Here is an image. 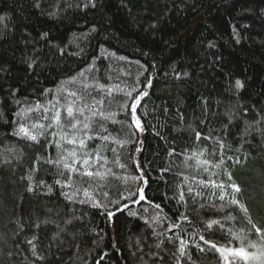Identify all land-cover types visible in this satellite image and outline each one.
Segmentation results:
<instances>
[{
    "label": "trees",
    "instance_id": "obj_1",
    "mask_svg": "<svg viewBox=\"0 0 264 264\" xmlns=\"http://www.w3.org/2000/svg\"><path fill=\"white\" fill-rule=\"evenodd\" d=\"M253 225L264 0H0V264H228Z\"/></svg>",
    "mask_w": 264,
    "mask_h": 264
},
{
    "label": "snow or ice",
    "instance_id": "obj_2",
    "mask_svg": "<svg viewBox=\"0 0 264 264\" xmlns=\"http://www.w3.org/2000/svg\"><path fill=\"white\" fill-rule=\"evenodd\" d=\"M93 6H94V5H93ZM29 67H31V65H29ZM82 74H83V73H81V75H82ZM236 85H237V87H240V86H241L240 81H236ZM69 95H71V96H75L76 93L73 92V93H70ZM147 95H148L147 92H142V93H139L137 96L133 97L132 94H131V92H129V93H128V97H129V101H130V103H128V104L125 105V108L128 110V112H129V114H130V116H131V122H132V125H133L136 129H139V130H141V131H142L143 129H142V125H141V120H140V119L138 118V116H137V107H138V105H140L142 97L147 96ZM100 103H103V101H100ZM85 107H87V106H85ZM75 111L78 112L81 116L84 115V108H78V109H75ZM66 112H67V116H68L69 118L75 120V123H72V124H71V127H72L73 129H75V128L77 127V124L81 123V121L76 120V117L74 116V108H73L72 106H68V107L66 108ZM94 114H95V113H94ZM101 115H103V114H101ZM53 119H54L57 123H59V121H60V112H59V110L56 111V114H55V116H54ZM85 119H87V117H85ZM41 127H43V126H41ZM83 127H84L85 129H88V128H89V124H88V123H84V124H83ZM20 131L23 132L25 135H29V131H28V129H27V128H24L23 126L20 128ZM197 136H199V134H197ZM30 138H31L32 140H36V136H35V135H31ZM88 139H92V137L89 136ZM104 139H107V137H104ZM68 142H69V143H75L76 141H75V139H73V140H69ZM79 143H80L81 146H84V140H83V139H81V140L79 141ZM113 151H115V150L113 149ZM73 155H75V154L73 153ZM100 158H101V157L99 156V154H97V159H100ZM229 159H231V158H229ZM75 162H76V161H74V163H75ZM237 163H239V161H237ZM83 164H84V165H88V164H89V160H88V159L83 160ZM64 167H65V168H70L71 166L65 164ZM71 170H72V171H76V169H74V168H72ZM83 175H86V176L92 177V176H94V175H99V173H94V172H92V171L85 170V171L83 172ZM229 179H231V176H229ZM57 183H60V181H57ZM230 186H231V187L234 189V191L237 192V193L241 191V189L239 188V186L236 185V184H234V183L231 184ZM219 187H223V185H219ZM29 190H31V189H29ZM85 195H87V192H85ZM140 199H141V200L144 199V196H143V190H142V189L140 190ZM181 199H183V193H181ZM232 203L238 205V206H239L244 212H248V211H249V209H248L245 205H240L238 200H235V199H234V200L232 201ZM156 207L158 208L159 205H156ZM108 215H109V216H112V215H114V213H108ZM248 222L251 223V220L249 219ZM214 223H215V222H214ZM174 227H175V225H174ZM208 227H211V224H209ZM253 228L255 229V232H256V233H262V232H264V228H262V227H258V226H256V225H253ZM201 240H204V237H203V236H201ZM204 242H205V244H210L212 248H217V247H218L216 244H212V243H211L210 241H208V240H204ZM29 243H31V241H29ZM199 250H200L201 252L204 251V249H203L202 247H201ZM232 251H233V253H234L235 255H238V256L244 257L245 259H248V258H249V254H248V252L245 251L243 248H241L239 251H237V250H235V249H233ZM251 258L254 259V260L258 259V260L260 261V264H264V249L259 250V253H258L257 255H253Z\"/></svg>",
    "mask_w": 264,
    "mask_h": 264
},
{
    "label": "rangeland",
    "instance_id": "obj_3",
    "mask_svg": "<svg viewBox=\"0 0 264 264\" xmlns=\"http://www.w3.org/2000/svg\"><path fill=\"white\" fill-rule=\"evenodd\" d=\"M232 250L233 249H228L225 251V256H226L228 264H240L239 262H250L251 260H253L251 257L253 255H255V254H253V255L249 254V258L245 259L244 257L235 255ZM237 251H239V250H237Z\"/></svg>",
    "mask_w": 264,
    "mask_h": 264
}]
</instances>
